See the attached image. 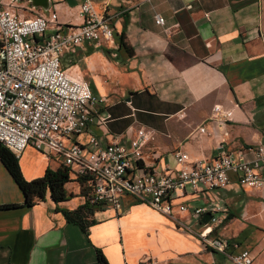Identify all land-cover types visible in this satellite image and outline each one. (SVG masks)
Wrapping results in <instances>:
<instances>
[{
  "label": "crops",
  "instance_id": "0c3cea01",
  "mask_svg": "<svg viewBox=\"0 0 264 264\" xmlns=\"http://www.w3.org/2000/svg\"><path fill=\"white\" fill-rule=\"evenodd\" d=\"M0 1L22 19L54 14L58 29L81 25L83 0H49L46 10L28 0ZM110 6L109 12L102 10L114 16L112 43H84L61 60L66 73L106 101L99 113L105 123L90 124L78 143L93 136L101 145L117 141L128 146L142 129L156 138L143 151V167L174 170L176 152L191 160L216 156L219 131L213 125H207L205 135L196 130L219 104L232 111L225 128L228 152L264 145V0H139ZM157 15L163 26L155 24ZM120 34L131 57L120 46ZM18 164L27 181L61 167L57 157L32 147ZM65 190L64 202L55 204L47 192L44 200L26 208L0 162V207L16 206L0 209V264H99L98 250L107 264H233L178 226L176 220L193 225L188 212L174 208L172 221L125 196L119 213L104 209L81 216L82 229L61 211L83 205L88 190L82 192L71 179ZM177 197L173 203L189 209L217 206L227 211L231 218L217 234L249 250L253 264H264L263 193L231 183Z\"/></svg>",
  "mask_w": 264,
  "mask_h": 264
},
{
  "label": "built area",
  "instance_id": "2783aa9c",
  "mask_svg": "<svg viewBox=\"0 0 264 264\" xmlns=\"http://www.w3.org/2000/svg\"><path fill=\"white\" fill-rule=\"evenodd\" d=\"M79 17V27L58 29L54 14L22 19L0 1V143L16 159L27 147L57 157L71 180L86 179L89 206L119 213L123 197L129 196L172 221L174 208L188 212L193 225L175 222L194 233L203 247L233 264H253L249 250L217 234L229 221L227 211L217 206L189 209L173 201L178 193L212 192L231 183L264 194V145L228 152L225 128L232 121V111L219 104L212 106L196 130L205 135L207 125H213L219 131L216 156L191 160L186 153L176 152L174 170L143 167V151L154 135L142 129L128 146L117 141L101 145L93 136L85 144L78 143L77 137L90 124L105 123L99 113L106 101L93 94L86 82L66 73L62 57L84 43H112L115 34L114 16L97 11L90 0L79 5ZM155 24L163 26L164 19L157 15ZM204 215L210 216L207 224L201 222Z\"/></svg>",
  "mask_w": 264,
  "mask_h": 264
},
{
  "label": "trees",
  "instance_id": "16d2710c",
  "mask_svg": "<svg viewBox=\"0 0 264 264\" xmlns=\"http://www.w3.org/2000/svg\"><path fill=\"white\" fill-rule=\"evenodd\" d=\"M120 46L126 51L127 55L131 57L133 55L132 49L126 44L123 34L119 35ZM0 162L5 168L6 172L11 177L18 190L21 192L24 198V206L29 208L39 201L44 200L46 193L48 192L51 200L55 203H61L67 200L68 195L65 190V185L70 181V173L67 168L58 167L55 171L46 169L44 175L41 178L27 181L22 176L18 159L6 149L0 143ZM81 191L87 189L86 179H80L79 181ZM86 196V195H85ZM15 205H4L0 209H12ZM101 210L97 207L89 206L85 201L83 205L79 206L74 211L62 210V214L68 221L75 222L83 229L82 218L86 214H91L94 211ZM96 258L99 264H107L105 258L98 250Z\"/></svg>",
  "mask_w": 264,
  "mask_h": 264
},
{
  "label": "rangeland",
  "instance_id": "374dc122",
  "mask_svg": "<svg viewBox=\"0 0 264 264\" xmlns=\"http://www.w3.org/2000/svg\"><path fill=\"white\" fill-rule=\"evenodd\" d=\"M91 3L93 4L94 8L97 10V11H101L103 8L106 7L107 11L109 12L111 10V3H120V2H125V1H129V2H137L139 0H90ZM107 5V6H106ZM16 14V13H15ZM17 15V14H16ZM156 141V138L153 142ZM189 205L190 206H199L200 204L199 203H191L189 202ZM260 210V208H254L253 210ZM230 213H233L231 209H228ZM228 218H231L229 215H228Z\"/></svg>",
  "mask_w": 264,
  "mask_h": 264
},
{
  "label": "water",
  "instance_id": "95a60500",
  "mask_svg": "<svg viewBox=\"0 0 264 264\" xmlns=\"http://www.w3.org/2000/svg\"><path fill=\"white\" fill-rule=\"evenodd\" d=\"M31 2L32 6L35 7V8H39V9H42V10H46L48 8V2L49 0H28ZM210 219V216L209 215H204L202 218H201V222L203 224H207V222L209 221Z\"/></svg>",
  "mask_w": 264,
  "mask_h": 264
}]
</instances>
